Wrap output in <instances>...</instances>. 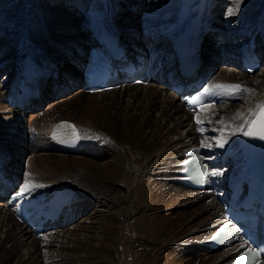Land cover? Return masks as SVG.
Wrapping results in <instances>:
<instances>
[{"label": "bare ground", "instance_id": "6f19581e", "mask_svg": "<svg viewBox=\"0 0 264 264\" xmlns=\"http://www.w3.org/2000/svg\"><path fill=\"white\" fill-rule=\"evenodd\" d=\"M48 1L55 6L62 3L75 14L79 12L82 24L73 14L74 17L39 7L38 3L42 1L0 0V25L6 35V47L12 54L11 61L0 65V72L7 73L17 67L21 73L28 64L35 70L55 65L53 69L58 72V81L48 85L37 101L38 105L34 102L32 107L21 112L7 106L6 93L10 80L1 82L0 149L8 151L7 156L12 158L10 166L18 170V175L22 173L23 163H20L25 152L28 149L31 153L27 158L24 181L21 175L20 190L23 191L26 182L42 185L34 188L29 196L46 200L69 186L78 195L82 216L66 230L60 229L35 238L16 220L11 208L0 202V264H195L196 261L199 264H228L232 250L212 253L206 246L215 225L222 219V216L218 219L217 216L223 210V199L212 192L188 189L181 183L178 173L180 163L188 158L185 157L186 152L196 146L207 154L218 150L208 161L215 162L212 163L214 165L225 162L228 169L225 170L227 174L223 184L226 182L227 186L248 175L255 165L254 159L264 158V140L244 136L238 129L233 132L223 128L217 123L221 113L215 116L225 108L223 120L232 123L230 118L237 112L247 114L249 109L255 110L258 104L264 103V73L260 80H251L248 74L241 72V67H236L237 70H220L213 79L215 73L212 70L222 60H235L250 39H260L264 35V0H243L239 18L246 13L252 17L244 29L234 30L236 37H232L236 39L240 36L242 42L234 47L223 46L227 48L225 57L221 55L220 58L215 53L212 64H207L204 71L207 75L211 72L208 86L213 83L240 84L252 89L255 95L246 96L247 102L216 97L215 102L220 101V104H212L214 114H201L212 105L189 112L176 94L154 84L84 93L76 86L80 80L76 77L79 72L75 64L79 63L77 59H81L90 40L88 11L91 0ZM137 1L106 0L108 7L105 12L113 13L115 29L127 39L134 37L128 31L133 34L141 32L124 24L122 19L124 15L128 16L131 4L135 7L140 4ZM214 1L221 2L177 0L170 12L149 13L151 17L162 15V20L159 25H153L154 28L144 29V36H153L156 41L163 39L170 50L171 42L178 43L185 32L198 23L204 30L213 27L224 30L218 17L221 10L215 8ZM121 8L126 9L119 14ZM155 29L160 31L159 36L155 34ZM55 33L63 34L65 43H61ZM225 33H208L206 38L209 44L214 43L217 37L232 43L234 40L227 37L230 32L227 30ZM10 34L13 35L10 37ZM160 35L164 37L160 39ZM83 39L85 45L82 47L79 42ZM19 44L23 50L18 49ZM261 48L264 51V47ZM207 51L208 48L205 54ZM204 58L207 63V56ZM260 70L264 71L263 68ZM70 81H74L73 86ZM62 85L65 89L72 87L70 90H77L78 94L70 99L60 96L48 105L45 115L38 114L37 111L50 96L56 94L55 98H58L55 87ZM69 92L66 91V95ZM239 101L240 105H235ZM62 109L78 110L81 115V120L74 122L86 144L80 153L63 150L49 138L56 123L71 120L64 117L46 123ZM17 112L19 116L29 113L28 130L23 127L22 118L18 119ZM197 115L203 121L201 125L196 123ZM216 125L218 130L211 134ZM33 127L35 131L31 132ZM201 127L203 133L199 130ZM29 133L35 135L34 145L28 143ZM206 134H211L215 140L226 137L224 147L216 144L215 148H204ZM217 153L221 156L217 157ZM212 171H220L224 175V171L216 170V167ZM222 175L213 176L215 182ZM42 248L46 249L43 253L49 256L42 255ZM57 248L61 253L58 257L54 253L57 257L54 259L50 252Z\"/></svg>", "mask_w": 264, "mask_h": 264}, {"label": "rangeland", "instance_id": "374dc122", "mask_svg": "<svg viewBox=\"0 0 264 264\" xmlns=\"http://www.w3.org/2000/svg\"><path fill=\"white\" fill-rule=\"evenodd\" d=\"M37 1L38 2L42 1V2L38 3V6L39 7L44 8V9L45 8H49L50 9V12H56L57 11V12H61V13H64V14H70V15L73 14L74 16H77L78 22L82 24L83 18H81L80 16H78L79 12H78V14H75V12L69 11L66 8V6H64V4L60 3V4H57V6H55V4L53 2L51 3V1H48V0H44V1L43 0H37ZM176 1L177 0H138L137 2H139L140 4H138L136 7L133 4H131V8L128 9V11H127V15L128 16H125L124 15L122 19L124 21V24L127 23V24H129V26H133L134 29L138 28L139 31H141V30L143 31L144 29L149 28V27L151 29L152 27L154 28L153 25H156V26L159 25V23L162 20V15L161 16H157V17H151L148 14L149 13H154V12H164V11L170 12L172 9H174L173 4ZM219 1H221V2L218 3V2H215L214 1V5H215V8H218V9L220 8V10H221V13L218 15L219 19L222 22L221 27L224 29V31H227L228 30L230 32V34H228L227 37H231L232 38L233 36H235L234 33L236 31H234V30H236L237 28H240L241 29L242 27L244 29L246 27V25L249 23L248 19L251 18L252 16L250 17V13H246L245 15L243 14V17H240V18H239V15H240L239 13L236 14V15H238V17H236V15H231L230 16L228 14V12H229L230 9H232L234 7L233 0H219ZM217 3L219 5H217ZM133 7L136 8L134 11L132 10ZM126 8H128V7L126 6ZM240 8L242 9L241 5H240ZM250 8H252V7H250ZM125 9H122L121 8L120 11H119V14L121 12H123ZM155 28H158V27H155ZM1 29H2V25H0V65H3L2 64L3 62H4V65H5V63L7 61H11L12 54L8 50V47H6V44H7L6 35H5V32L3 31V29L2 30ZM130 29H131V27H130ZM239 31L242 32V30H239ZM164 34H166V33H164ZM12 35L10 34L9 36L11 37ZM156 35L159 36V33H156ZM55 36L61 41V43H65L66 39H64V37H62L63 34L55 33ZM163 37L161 36L160 39H162ZM167 38L168 37H166L165 40H167ZM69 39H70V37H69ZM162 40L159 41V43H157V44L155 43L154 50H160V49L164 48V51H168L167 42L166 41L164 42ZM231 40L233 41L234 38H232ZM240 40H241V37H239L236 41H233L232 43H231V41H228V43H226L224 41H221V40H219V42L221 41V43H219L217 41L220 44L219 47H218L220 49H218V48L216 49L217 50L216 55L219 56L220 58H221V55L225 57L224 54H227V52H226L227 51V48H223V46L227 45V46H233L234 47V45H238L239 44ZM83 41H84V39L79 42V45H82L83 44ZM84 45L85 44H83V46ZM12 47L15 49V45H13ZM17 47H18V49L23 50V46L22 45L19 44V46H17ZM165 54H167V53L165 52ZM222 61H220L222 63H220V62L217 63V65L213 69L214 70V73H215V74H213V79L216 78L217 74L219 75V72L222 69H224V70L225 69L226 70H232V69L235 70V67L234 66H230L228 64L225 65L224 64L225 63L224 60H222ZM262 68L264 69V63L261 66L260 69H262ZM16 69H17V67H14V69L11 68L10 72L9 71H7V73L0 72V84H1V82H6L7 79L8 80H11L12 79L11 76H12L13 70H14V72H16ZM236 70H237V68H236ZM241 72L244 73L243 71H241ZM263 73H264V71L262 72L261 70H259V72L257 71L253 75H247V76L251 80H256V79H259L260 80L261 77H262V75H263ZM64 86L65 85L58 86L56 88L57 89L56 91L58 92L59 90L64 89ZM130 87H133V86H130ZM142 90H138V91H142ZM77 94H78V91L77 90H74V91H70L67 95L65 93V94H63L61 96H66L65 97L66 99H70V98H73L74 96H76ZM50 97H49V99H47V101L44 102V104L41 106V109L39 111H37L38 114L41 113L42 116L45 115L46 112H47V109H48V105L50 103H53V101H57L60 98V96L58 98H53V99H51ZM125 100H128L127 97H125ZM235 105H237V106L240 105V101L238 103H235ZM214 109L215 108L213 106H211L208 110L202 111L201 114L207 113V112H211L212 114H214ZM224 109L225 108H222L215 115V116H218V114L221 113V114H219V115H221V117L219 119H217L218 125L221 124L220 122L224 119V113H223V110ZM77 111L78 110H75V111L74 110H65V109L59 110V112H57L56 115L51 120H47L46 123L49 124V123H51V121L53 122V121H56L57 119L64 118V117H67V118L71 119L70 121L76 122L78 120H81V115H79L77 113ZM16 115H17V117H18L19 120H21L19 117L22 118L23 127L25 126V129L28 130L29 129V125H28V122L27 121L30 120L29 113L28 114H24L23 113L24 116L22 114H21L22 116L21 115L19 116V114L17 112ZM41 125H43V122H41ZM12 127H14V126L12 125L11 126V129H12ZM216 130H218L217 125L213 129V131H211V134H215L216 133L215 132ZM33 131H35V127H33V129H32L31 132H33ZM10 133H11V135H15V134H13V132H10ZM211 134H206V137H205V140H204V143H205L204 148H207V150L210 149V148H215L216 147V144H217V140L213 139L214 137H212ZM12 137L13 136L10 137L11 140H12ZM23 141L25 143V139ZM7 143H8V141H7ZM7 143H4V144H7ZM216 152H218V150H216L214 153H216ZM30 155H31V153L27 149V151L25 152V156L22 158V161L20 163L21 165L23 163L22 173H21V175L23 177V181H24V174H25V172L27 170V161H28ZM211 156H213V153H211ZM216 156L217 157H220L221 154L220 153H217ZM226 167L227 166H224V168L221 169L222 171H224V175L222 176V179L221 180H223L225 178L226 174H227V172H225V170L228 169V168H226ZM221 180L219 182H221ZM219 214H221V212L218 213L217 219L219 218V216H221ZM66 229L67 228H65V230ZM3 238H4V236H3ZM43 247H44V245H43ZM43 252H46V249L45 248H42V255H46V253H43ZM54 253H55V256L58 257V256H60L61 251L58 250V248H57V250H55V251L52 250V252H50V254H52L53 256H54ZM212 253H214V252H212ZM47 256H49V255L47 254L46 257ZM55 256H54V259L57 258ZM9 264H15V263L12 262V263H9ZM195 264H199V262L196 261Z\"/></svg>", "mask_w": 264, "mask_h": 264}, {"label": "snow or ice", "instance_id": "6c2138e0", "mask_svg": "<svg viewBox=\"0 0 264 264\" xmlns=\"http://www.w3.org/2000/svg\"><path fill=\"white\" fill-rule=\"evenodd\" d=\"M243 0H233L234 7L229 10L228 14L236 15L239 12L240 5ZM204 95L211 97H219L221 99H233L246 101V96L255 95L254 91L250 88L243 87L240 84H224V83H213L204 89ZM189 104L193 106L200 107L201 109L206 108L208 105L205 104L199 97H195L188 101ZM232 123H226L225 121H221V125L223 128L232 129L233 132L235 130H239L242 135L255 137L260 140H264V103L258 104L255 110L249 109L248 113L245 114L243 112H237L231 118ZM197 125H201L203 121L200 119L199 115L195 117ZM240 121L239 124H236V121ZM211 122V121H209ZM61 127L72 128L73 133H75V128L72 125H62ZM201 133H203L204 129L201 127L199 129ZM79 136L73 135L71 142L74 144L77 140H79ZM227 138L222 137L217 140V145L220 148H223L226 143ZM62 143L66 142L61 140ZM223 173L220 171H212L210 173L211 176H220ZM205 175H209L207 169L205 170ZM43 187L42 185H33L30 182H26L23 185V193L28 194L33 191L34 188ZM228 226L225 225L222 227L213 237V240H217L222 233L225 232V228ZM253 258L256 259L260 256L259 252L252 253ZM246 257L241 256L240 260H244ZM237 264H240V261H237Z\"/></svg>", "mask_w": 264, "mask_h": 264}]
</instances>
